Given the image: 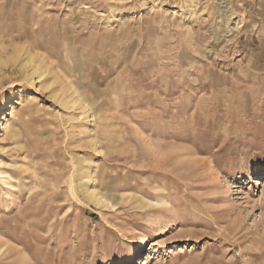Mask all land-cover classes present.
Returning a JSON list of instances; mask_svg holds the SVG:
<instances>
[{
    "label": "rangeland",
    "instance_id": "obj_1",
    "mask_svg": "<svg viewBox=\"0 0 264 264\" xmlns=\"http://www.w3.org/2000/svg\"><path fill=\"white\" fill-rule=\"evenodd\" d=\"M1 123L0 264H264V0H0Z\"/></svg>",
    "mask_w": 264,
    "mask_h": 264
},
{
    "label": "bare ground",
    "instance_id": "obj_2",
    "mask_svg": "<svg viewBox=\"0 0 264 264\" xmlns=\"http://www.w3.org/2000/svg\"><path fill=\"white\" fill-rule=\"evenodd\" d=\"M24 59H26V61L22 64V67L23 68H28L30 71H31V73H36L38 70H37V68L34 66V65H32L31 66V62H32V55L31 54H28L27 56H25V58ZM71 99V98H70ZM74 100V99H73ZM76 100V99H75ZM72 101V103H76L77 101ZM71 101V100H70ZM87 101V100H86ZM86 101H84V107H87L88 105H90V104H85V102ZM92 105V104H91ZM14 108H15V105L13 104V103H11L10 104V111H13L14 110ZM7 109V108H6ZM3 118H6V117H3ZM2 126V123L0 124V130H3V128L1 127ZM2 128V129H1ZM13 132H14V134L15 135H17V133L18 132H16L15 130H13ZM166 154V153H165ZM167 154H169V153H167ZM166 154V155H167ZM163 156V155H162ZM161 156V157H162ZM165 156V155H164ZM164 156L162 157V158H164ZM167 157H168V155H167ZM170 158V157H169ZM164 159H166V158H164ZM174 159H176V158H174ZM173 159V160H174ZM179 159V158H178ZM180 160V159H179ZM169 161V160H168ZM176 161H177V159H176ZM187 161V160H186ZM188 161H189V159H188ZM180 162V161H179ZM178 162V164L179 165H182V164H180ZM182 162V161H181ZM190 162V161H189ZM0 163H1V161H0ZM184 163H185V161H184ZM183 163V164H184ZM8 166H11V167H13V166H15V164H10V163H6ZM17 165H18V163H16ZM186 164V163H185ZM185 164H184V166H185ZM189 166V165H188ZM191 166H192V164H191ZM10 167V168H11ZM89 170L87 171V170H83L82 171V174H83V178H89ZM7 174V175H6ZM6 175V176H5ZM0 179H2V183H4V184H6V185H8V186H10V187H13V185H12V183H11V179H12V176L10 175V174H8L7 173V171L6 170H3V169H1L0 168ZM82 194L87 198V199H89V200H91V201H93V202H96V203H102V201L104 202H106L107 204H109L110 203V200L106 197L107 196V194L106 193H102V194H100L99 193V191L98 192H96L95 191V189L94 190H90L87 186H86V184H83V187H82ZM140 201H142V200H140ZM146 202V201H145ZM151 203V202H150ZM149 202H146V204L147 205H154V203L153 204H150ZM160 203V202H159ZM165 204H166V202H164ZM143 204V203H142ZM111 205H113V203L111 202ZM140 245L141 246H143V242H141L140 243ZM7 250H8V247H7V243H5L4 241H0V262H1V257L2 256H5L6 255V252H7ZM6 257V256H5ZM16 261V260H15ZM17 261H19V260H17ZM9 264V263H8ZM19 264H28V260L26 259V258H24V257H21L20 258V261H19Z\"/></svg>",
    "mask_w": 264,
    "mask_h": 264
}]
</instances>
